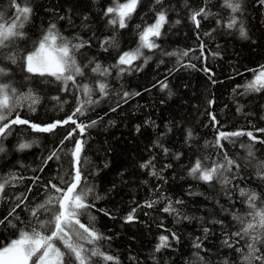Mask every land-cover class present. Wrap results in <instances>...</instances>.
I'll list each match as a JSON object with an SVG mask.
<instances>
[{
    "label": "trees",
    "instance_id": "obj_1",
    "mask_svg": "<svg viewBox=\"0 0 264 264\" xmlns=\"http://www.w3.org/2000/svg\"><path fill=\"white\" fill-rule=\"evenodd\" d=\"M108 2L109 0H31L33 15L31 22L26 26L31 40L27 45L20 41L19 45L21 48L30 47L31 41L53 21L66 36L78 33L89 39L93 33L101 38L111 35V30L105 26L102 18V9ZM150 3L151 0H143L139 15L133 19L128 29L121 30V49L136 47L134 25L141 23V17L151 22ZM165 3L173 10L169 11L170 23L165 26L166 34L158 43L169 52L193 49L189 57H185L182 62L186 64L190 59L196 67H180L176 57L161 56L157 53L142 71L123 77H117L113 72V76L109 77V83L116 93L129 91L140 92L141 95L133 96L126 104L122 103L113 113L108 112V108L115 106L119 100V96L113 94L97 105L94 112L88 113L92 119L97 115L104 117L101 123L89 130L86 167L92 172L98 170V175L90 176L89 181L104 197L96 202L97 209H107L112 213L110 218L93 210L96 216L95 225L112 238L110 241H102V246L112 254L118 255L121 264H199L192 243L194 237L202 236L203 224L212 229L210 238L205 242V247L210 249L209 256L215 264H221L225 257L231 259L232 253L222 246L221 225H213L211 221L224 220L225 225H234L235 222L224 209H231L239 214H244L247 209L238 201L235 209H232V203L238 193L233 194V201H230L223 195L219 183L205 184L189 177L187 166L196 156L218 158L213 148L205 146V142L213 141L215 135V130L210 126L209 112L215 113L228 131L244 129L253 131L264 139V134L255 131L264 128V93L237 96L232 91L237 84L251 79V73L246 69L264 64V6L260 5L258 0H243L244 12L241 19L248 33V38L245 39L240 37L236 29L228 30L216 25L215 20L219 16L228 18L227 12L221 10V0H207L211 11L216 15L201 21L198 39V30L187 19L185 0H165ZM187 3L195 9L202 5L203 0H187ZM9 4L10 0H0V11L6 16L12 14ZM61 16L65 18L59 19ZM84 16L88 17L87 21H84ZM177 19L181 20L178 25L174 23ZM212 28L217 30L211 36L203 35ZM200 40L204 41L208 50L219 51L220 55H209L206 62L202 61L199 58ZM83 51L89 57L95 56L105 66L115 62V51L104 53L95 44ZM145 54L150 53L145 50ZM161 60L163 63H160ZM205 63L215 73L213 78L217 83L213 84L208 79V74L201 70ZM12 67L15 86L22 92L32 89L40 97L36 112H30L27 108L21 109V114L26 118L36 122L61 118L64 113L57 110V102L51 99L57 95L69 101V104L64 105V111L70 109L72 95L59 92L56 83H44L39 77L25 81V73L16 66ZM174 67L176 70L169 75V69ZM165 76L168 77L167 89L162 91L159 86L152 87L157 80H162ZM209 100H214L215 103L210 106ZM238 106L243 107L242 112L236 111ZM105 112H108L106 116ZM137 125L140 126V132L136 131ZM188 130L193 133L191 139H187ZM21 138L29 141L35 139L37 143L31 149L18 152L16 144ZM51 139L53 137L48 134H37L23 126L18 127L12 136L3 141L8 152L0 154V173L18 169L25 177L40 175L43 180L49 179L56 171L55 165L43 173L34 170L40 167L41 157ZM157 142L168 148L169 154L161 151ZM240 143H249L248 138L241 137L236 146L226 144L229 154L237 159L246 155V150L239 147ZM254 149L257 158L264 159V144L256 143ZM176 153H182L179 160L175 159ZM152 157L156 158L158 171L166 164L172 165L171 168L163 169L161 174L164 180L149 176L148 170L140 168L141 163ZM105 164L108 166L104 167ZM64 167L67 169V165ZM240 175L245 177L241 187L261 191L257 184L264 185V181L255 177L252 167L243 168ZM30 182L26 179L16 188L10 189L9 194L23 192ZM157 186L159 191H153ZM189 192L193 194L189 195ZM161 194L173 201L183 200V205L176 207L182 215L192 219H180L177 222L176 216L162 211L165 202L161 201L153 208H139L135 222H124L123 217L135 207V203L142 204L145 200L156 199ZM10 207L9 201H0V218L7 214ZM82 222H86V218H83ZM160 225H163V228ZM165 229L176 232L181 240L179 243L172 241L171 248L155 252L158 237L168 234ZM229 230L235 231V227ZM12 231L0 226V238L8 237Z\"/></svg>",
    "mask_w": 264,
    "mask_h": 264
},
{
    "label": "snow or ice",
    "instance_id": "obj_2",
    "mask_svg": "<svg viewBox=\"0 0 264 264\" xmlns=\"http://www.w3.org/2000/svg\"><path fill=\"white\" fill-rule=\"evenodd\" d=\"M258 2L264 6V0ZM142 5L143 0H109L102 9V18L112 34L103 38L96 33H93L89 39L78 33L66 36L53 21L35 40L31 41L30 47L24 48L20 47L19 42L24 41L27 45L31 40L26 30L33 15L31 0H10L9 7L12 9L10 16L0 11V154L8 152L3 141L12 136L18 127L23 126L33 133L48 134L53 137L48 142L49 146L45 147L40 167L34 171L43 173L52 165L56 168L47 180H43L40 175L25 177L18 169L0 173V201L11 203L10 210L0 218V226L5 230L9 228L13 230L8 237L0 238V264H121L118 255L112 254L102 246V241H110L112 238L95 225L96 216L93 210L110 218L112 213L107 209H97L96 202L104 197L89 181L90 176L98 175V170L92 172L86 167L89 130L101 123L104 117L97 115L92 119L88 113L94 112L97 105L113 94L119 96L115 106L108 108V112L113 113L122 103L126 104L133 96L141 95L140 92L129 91L116 93L109 83V77L113 76V72L117 77H123L132 72L142 71L157 53L161 56L176 57L180 67H196L190 59L186 64L182 62L185 57H189L193 49L169 52L158 43L166 34L165 26L170 23L169 11L173 10L165 0H151L149 7L151 22L141 17V23L134 25L136 47L128 50L120 48L121 30L130 27L133 19L139 15ZM185 8L187 19L198 30L197 38L200 39L201 21L216 14L211 11L207 0H203L202 5L195 9L185 0ZM220 8L222 11L226 10L228 18L219 16L215 20L216 25L228 30L236 29L241 38L247 39V29L241 19L244 12L243 0H221ZM64 18L59 17V19ZM83 19L87 21L88 17L84 16ZM174 23L178 25L181 20L177 19ZM216 30L212 28L203 35L211 36ZM93 44L104 53L115 51V62L105 66L95 56H87L83 50L92 48ZM198 47L199 58L202 61L206 62L209 55L211 57L220 55L219 51L208 50L203 40H200ZM145 50L150 54L146 55ZM160 63H163V60ZM12 66L25 73L23 77L25 81L39 77L44 83H56L59 92L71 94L70 109L64 111V105L69 104V101L57 95L51 99L57 102V110L64 113L61 118H50L41 122L26 118L21 114V109L27 108L30 112H36L40 97L32 89L22 92L15 86ZM175 70V67L169 69V75ZM201 70L208 74V79L213 84L217 83L213 78L215 73L206 63ZM246 71L251 73V79L243 84H237L232 89L233 93L237 96L264 93V64ZM237 75L241 74L237 73ZM167 80L168 77L165 76L164 79L157 80L152 87L159 86L163 91L169 87ZM214 103V100L208 101L210 106ZM236 111L242 112L243 107L238 106ZM108 112L104 115L106 116ZM208 117L215 135L213 141L205 142V146L213 148L218 158L196 156L187 166V175L205 184L219 183L223 195L230 201H233V194L238 193L232 203V209H235L237 201L247 209L244 214L224 209L235 222L234 225L231 223L225 225L224 220L211 221L213 225H221L222 246L232 253V258L225 257L221 264H264V185L257 184V188L261 191L240 186L245 179L240 173L246 167H252L255 177L259 181H264V159L257 158L254 149L256 143L264 144V139L255 135L253 131L244 129L228 131L213 112H209ZM140 130V126L137 125L136 131L140 132ZM255 131L264 134V128ZM192 137V131L188 130L187 139ZM241 137H247L249 143L239 144L240 148L246 150V155L237 159L229 154L226 144L236 146ZM36 143L35 139L29 141L21 138L16 144V151L31 149ZM157 146L166 155L169 154L168 148L158 142ZM181 155L182 153H176L175 159L179 160ZM155 159L152 157L145 160L140 164V168L148 170L149 176L164 180L161 174L163 169L171 168L172 165L166 164L158 171ZM26 179L31 182L26 185L23 192L9 194L10 189L16 188ZM153 191H159V186ZM192 194L189 192V195ZM161 201L165 202L162 211L176 216L177 222L180 219H192L182 215L176 207L183 205V200L173 201L161 194L156 199L145 200L142 204L134 202L135 207L123 217L124 222H135L138 219L139 208H153ZM216 203L218 204L219 201ZM83 218H86V222H82ZM160 227L163 228V225ZM201 227L202 236L193 239L194 255L199 264H215L209 256L210 249L205 247L212 229L203 224ZM232 227H235V231L229 230ZM165 231L168 234H161L158 237L155 252L171 248L172 241L179 243L181 240L176 232L170 229Z\"/></svg>",
    "mask_w": 264,
    "mask_h": 264
}]
</instances>
